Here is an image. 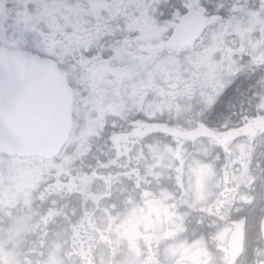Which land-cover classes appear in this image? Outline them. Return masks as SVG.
Listing matches in <instances>:
<instances>
[{
    "label": "snow or ice",
    "instance_id": "1",
    "mask_svg": "<svg viewBox=\"0 0 264 264\" xmlns=\"http://www.w3.org/2000/svg\"><path fill=\"white\" fill-rule=\"evenodd\" d=\"M0 264H264V0H0Z\"/></svg>",
    "mask_w": 264,
    "mask_h": 264
},
{
    "label": "water",
    "instance_id": "2",
    "mask_svg": "<svg viewBox=\"0 0 264 264\" xmlns=\"http://www.w3.org/2000/svg\"><path fill=\"white\" fill-rule=\"evenodd\" d=\"M33 134H34L36 137L40 138V137H43L44 132L41 131V130H36V131H34Z\"/></svg>",
    "mask_w": 264,
    "mask_h": 264
}]
</instances>
